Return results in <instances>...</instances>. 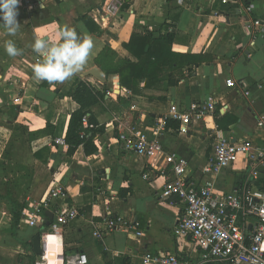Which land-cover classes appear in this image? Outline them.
<instances>
[{"label": "crops", "instance_id": "obj_1", "mask_svg": "<svg viewBox=\"0 0 264 264\" xmlns=\"http://www.w3.org/2000/svg\"><path fill=\"white\" fill-rule=\"evenodd\" d=\"M116 1L42 0L33 8L19 2L17 34L8 36L0 29V118L13 126H0V150L5 143H12L10 152L15 167L20 166L14 154L19 151L18 146L30 150L34 170L27 186L31 194L22 201L16 227L23 230V244L30 247L26 255H34L36 260L48 235L46 264H62L57 257L60 252L63 256L84 253L88 264H141L144 255L161 251L196 259L198 250L191 239L176 237L172 232L183 204L177 197L161 196L166 181L159 172L163 157H140L117 138L131 126L149 130L162 123L159 140L164 153L173 152L187 160V179L196 184L209 177L202 168L217 136H226L232 142L247 139L254 148L264 149V127L257 125L258 117L264 113V33H250L244 25L250 16L264 22V0ZM248 4L253 7L250 15L244 11ZM84 16L100 27L101 34L86 28ZM65 25L81 37H92V55L80 73L63 83L35 79L32 66L41 57L30 45L36 37L55 41L58 30ZM147 32L173 33L171 51L195 57L179 69L167 65L159 80L136 95L120 85L114 70L122 59H133L123 43L132 33ZM8 40L22 50L20 55H7ZM93 67L103 74L104 83L92 76L82 77ZM76 79L103 93V99L90 107L101 130L92 141L94 152L86 154L79 146L68 155L66 147L57 145L54 139L64 137L69 115L79 107L66 95ZM226 80L232 85H226ZM143 85L141 82L140 87ZM208 95L216 100L214 112L193 117L187 134L180 135L174 126H178V121L169 117V105L187 110L190 105L202 104ZM10 107L16 108L15 118L7 113ZM46 123L52 125V134L30 141L14 130L15 125H20L33 132L44 129ZM43 148L47 150L45 160L34 158L33 152ZM249 171L239 159L213 176L215 190L224 194L242 186L264 192V170L255 180L249 179ZM41 177L44 185L31 188ZM56 185L64 188L66 196L52 200L46 210L54 217L59 206H73L79 214L57 232L49 233L52 220L46 225V214L44 221L31 226L22 212H29ZM110 216L122 217L126 227L109 229L104 219ZM134 223L137 227L131 228ZM136 230L140 235L135 234ZM36 235L39 254L34 253L32 243ZM4 248L0 244L2 258L11 255L4 253Z\"/></svg>", "mask_w": 264, "mask_h": 264}, {"label": "built area", "instance_id": "obj_2", "mask_svg": "<svg viewBox=\"0 0 264 264\" xmlns=\"http://www.w3.org/2000/svg\"><path fill=\"white\" fill-rule=\"evenodd\" d=\"M19 2L33 8L38 7L41 0ZM112 8L114 11L115 6ZM244 11L250 15L253 11L252 5H246ZM244 25L250 33H264V22L257 17L250 16L244 20ZM226 85L231 86L232 82L226 80ZM215 104L214 96L208 95L202 104L190 105L187 110H179L174 104H170L168 114L171 119L178 121V133L185 135L189 131L190 120L211 114L215 110ZM81 125L83 129L92 127L86 115L82 117ZM257 125L264 127V113L258 117ZM161 130L163 124L160 122L149 130L131 126L128 132L119 133L117 138L126 149L140 157L153 160L163 157V166L159 172L166 177V181L161 196L177 197L183 204V212L176 219L172 232L176 237H189L197 248L198 255L195 260H189L172 251H161L144 255L141 264H264V192L246 190L239 186L230 193H218L213 179V176L239 159L249 167V179H257L264 170V149L254 148L247 139L232 142L226 136H217L212 142L211 156L202 168L209 177L196 184L187 179V160L173 152L164 153L159 140ZM54 142L66 147L63 137H56ZM143 177L146 178L147 174ZM65 196L64 188L52 186L29 212H22V217L29 225L34 226L45 220V210L52 200L63 199ZM78 214V209L73 206H59L50 223L49 233L57 232ZM104 223L109 229L126 227V222L119 216L106 217ZM136 227L135 223L131 225V228ZM135 234L140 235V231L136 230ZM45 236L48 237L47 234ZM46 237L42 242L41 254L34 264H46ZM57 257L62 264H88L87 255L84 253L63 256L60 252Z\"/></svg>", "mask_w": 264, "mask_h": 264}, {"label": "trees", "instance_id": "obj_3", "mask_svg": "<svg viewBox=\"0 0 264 264\" xmlns=\"http://www.w3.org/2000/svg\"><path fill=\"white\" fill-rule=\"evenodd\" d=\"M82 21L86 28L93 33L101 34L100 27L91 19L84 16ZM175 40L173 33L167 32L164 34L154 35L147 32L145 34L132 33L129 40L123 43V47L131 54L133 59H122L117 63L114 74L119 77L120 85L126 88L130 93L140 95L144 90L151 87L153 82L162 77V72L165 67L172 66L174 69H179L188 59H193V55L174 53L171 51V45ZM198 60H194L196 63ZM144 85L140 87V83ZM45 83V81H44ZM66 95L75 101L79 107L74 110L68 118L66 131L64 134V142L66 145V154L71 155L79 146L83 147L86 154L94 152L92 141L97 132L101 130L90 107L96 104L100 99H103L102 92H96L94 89L81 79H76L71 88L66 92ZM16 108L10 107L7 111L9 116L17 115ZM86 115L89 124L92 127L83 129L81 125L82 117ZM170 121V120H168ZM233 122L236 120L233 119ZM177 128V124L174 125ZM52 125L45 124L44 129L36 131H28L26 128L15 125L14 130L20 131L28 141L40 135L52 134ZM13 136V135H12ZM45 148L33 152V157L39 160H45ZM3 164V163H2ZM23 204H19L13 211L12 221L16 226L19 220L20 210ZM29 264H34L36 257L34 255H26Z\"/></svg>", "mask_w": 264, "mask_h": 264}, {"label": "clouds", "instance_id": "obj_4", "mask_svg": "<svg viewBox=\"0 0 264 264\" xmlns=\"http://www.w3.org/2000/svg\"><path fill=\"white\" fill-rule=\"evenodd\" d=\"M18 5L19 0H0V29L8 36H15L20 28ZM30 47L41 57L32 66L35 79L63 83L82 71L95 45L90 35L81 37L74 28L65 25L58 30L55 41L36 37ZM5 51L8 56L16 57L22 50L16 47L14 41L8 40Z\"/></svg>", "mask_w": 264, "mask_h": 264}, {"label": "rangeland", "instance_id": "obj_5", "mask_svg": "<svg viewBox=\"0 0 264 264\" xmlns=\"http://www.w3.org/2000/svg\"><path fill=\"white\" fill-rule=\"evenodd\" d=\"M7 122L10 121L4 122L0 118V126L6 124L9 127H13L12 123ZM1 144L0 141V146ZM11 144L5 143L3 151L1 152L0 150V244L5 247L4 253L11 254L10 256H3V258L0 257V264H29L26 252L30 247L23 244L22 236L20 235L23 230L13 225L12 214L26 195L30 196L31 194V191L28 193L30 188L27 185H29L31 172L34 170L33 159L28 147L18 146L19 151L13 153L16 156L15 160L20 162V166H13L11 160L12 152H10ZM42 177L37 183H33L31 188L34 189L35 186L42 187L44 185V178ZM10 259H13V261Z\"/></svg>", "mask_w": 264, "mask_h": 264}, {"label": "water", "instance_id": "obj_6", "mask_svg": "<svg viewBox=\"0 0 264 264\" xmlns=\"http://www.w3.org/2000/svg\"><path fill=\"white\" fill-rule=\"evenodd\" d=\"M83 76H92L97 81L102 82V83H104V81H105L103 74L96 67H93V68L85 71L82 74V77ZM45 214H46V217L48 218V220L46 221V225H49L50 221L53 219V213L51 211H49V210H46L45 211ZM32 243H33L34 253L35 254H39L40 253V249H39L40 248V245H39V235H36L33 238Z\"/></svg>", "mask_w": 264, "mask_h": 264}, {"label": "bare ground", "instance_id": "obj_7", "mask_svg": "<svg viewBox=\"0 0 264 264\" xmlns=\"http://www.w3.org/2000/svg\"><path fill=\"white\" fill-rule=\"evenodd\" d=\"M50 235V234H49Z\"/></svg>", "mask_w": 264, "mask_h": 264}]
</instances>
